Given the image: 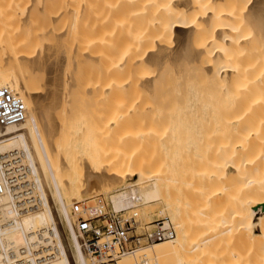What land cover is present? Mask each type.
I'll use <instances>...</instances> for the list:
<instances>
[{
	"label": "bare ground",
	"instance_id": "obj_1",
	"mask_svg": "<svg viewBox=\"0 0 264 264\" xmlns=\"http://www.w3.org/2000/svg\"><path fill=\"white\" fill-rule=\"evenodd\" d=\"M46 1L50 2L0 0V87H8L25 106L21 122L8 124L0 129V153L11 149L20 151L29 178L34 182L36 194L35 207L27 211H20L9 194L0 198V264H92L88 258L90 255L84 249L83 233L77 229L75 215L71 213L70 207L75 202H80L85 207L89 205V201L100 196L97 193L103 191L109 193L108 204L111 209L127 212L133 210L131 214L136 216L140 211L144 219L156 217L157 214L163 215L170 220L175 232L171 239L155 241L135 253L123 255L121 258L124 264H131V259H137V255L144 252L150 254L147 251H151L152 255L157 254L159 247L169 245H172L170 253L176 258L177 264H191L184 262L188 247L192 246L190 252L197 248L196 245L205 250L206 245L214 244L213 240L220 238L218 241H221L229 236L244 237L245 241L248 239L250 249L246 264H264V89L255 91L257 84H264V0H84L91 1L94 6L100 5L104 28L101 39H86L80 44L82 48L88 47V50L81 51L85 58L81 56L83 60L79 61L90 66L89 72L102 67V74L97 71L95 76L100 75L98 80H101V75L105 78L103 82H97L94 76L92 83L87 72L82 81L83 70L76 68L80 62H76V65L71 62L75 67L71 71L72 77L61 76L66 77V80L63 79L66 81L65 86L60 82L62 79L57 83L55 76L53 83L56 80L57 86L59 83L63 84L60 85L61 91L65 89L64 93L58 92L62 96L57 100L51 99L52 94L49 96L39 93V90H35L37 87L34 83L31 84L36 68L44 66V71L50 67L56 70L60 64L58 58H63L59 56L64 55H60L59 42H54L55 45L46 49L47 54L43 58L35 57V54L34 58L32 56V48L36 50L40 41L43 43L44 33L49 29L50 19L57 10H48V23L39 26L32 23L37 12L29 7H36L39 3L47 4ZM72 1L80 4L79 1L82 0H61L63 11L66 10L65 4ZM35 2L37 5L33 4ZM79 4L76 6L81 8ZM9 16H22L23 21H19L22 24L16 23L17 29L13 28L8 20ZM23 23L28 28L21 30L18 25H24ZM20 31H25V34L22 33V36ZM27 31L30 32L29 37L26 36L30 38L27 47L29 50L25 51L28 40L22 37L28 35ZM100 43L104 52H99L97 48ZM70 51L71 48L68 53ZM56 58L57 62L54 60ZM25 61H29V64L24 67ZM146 61L152 63L150 70L145 68ZM167 63H170L169 79L172 82H184L193 74L196 80L214 85L212 90L228 99V112H225L221 124L223 134L228 131L232 133L229 140H224L219 145L217 142L216 146L212 144L211 139L215 140L219 131L216 132L215 129L213 135L207 132L209 130L204 126L206 123L201 125V107L187 110V96L171 99L179 102L166 112L153 110V129L150 126L147 127L150 130H145L143 126L139 130L141 126L138 124H134L138 129H130L132 122L137 123L140 119L142 111H138L139 114L136 115L125 110V105L128 106L125 100L129 99L127 97L123 101L121 96L124 98L134 94L137 102L138 97L141 99L153 96L154 101L162 85L170 81L164 72ZM13 67L17 70L21 68L19 74L10 72ZM60 67L63 69L62 65ZM24 68L29 70H26V78ZM59 71L62 73V70ZM47 72L49 76L51 72ZM115 74L122 76L115 78ZM51 76L52 78L46 76L49 78L48 84L52 82V73ZM57 86L54 85L55 89ZM58 89L59 86L56 90L60 91ZM53 90L49 92L53 93ZM84 93L88 95L86 99L90 95L92 97V93L101 97L105 93L112 97L121 96L115 102H119L116 104L119 109H115V105L114 108L107 109L109 107L99 104L101 107L97 116H94V130L89 131L88 136L77 139V145H84L87 146L85 149H89L87 158L83 160L82 154L79 157L73 154L76 147L72 142L68 145V139L64 135L73 132L74 128L70 129L73 126L70 125L72 121L69 110H73L71 107L75 100ZM53 96L57 98L55 93ZM202 99L201 96L196 97V90H193V102ZM210 99L213 100L211 95ZM111 104L108 106H112ZM182 110L185 112L181 115L182 122H179L176 118L182 114H178ZM206 113L208 116V111ZM75 115L76 113L72 114V117ZM57 117L65 119H60L58 123ZM132 117L137 120L133 121ZM214 119L218 120V115ZM73 122L77 123L76 120ZM45 125L47 130L42 131L43 134L41 128ZM180 126L185 128L182 138L175 130H179ZM118 129L119 138L123 141L131 138L141 142L153 139L155 146L165 147L169 152L177 150L179 153L164 160L159 159V156L151 158L152 156L142 153L136 156L116 155L106 149V142L102 143L105 144L103 147L96 143V140L100 139V143L103 138L107 141V133L108 141L111 140L112 134L109 132L114 133ZM93 132L95 136H92ZM218 138L220 136L216 137ZM77 158L81 159L78 161ZM75 171L77 179L73 177ZM213 178L218 183L220 180L221 184L216 186L211 183ZM228 207L233 209L231 213ZM156 209L157 212L154 213ZM214 209L218 212L212 213ZM82 212L85 213V210ZM199 226L202 231L205 226L207 232L211 228L209 235L203 234L206 231H198L201 235L197 234L195 230ZM230 232L235 235L232 237ZM223 240L222 243L225 244ZM221 250L219 253L223 251ZM161 254H157L159 257L156 259L167 257L164 252L163 256ZM225 256H220L223 264V260L226 262L227 259ZM228 261L226 264H232Z\"/></svg>",
	"mask_w": 264,
	"mask_h": 264
},
{
	"label": "rangeland",
	"instance_id": "obj_2",
	"mask_svg": "<svg viewBox=\"0 0 264 264\" xmlns=\"http://www.w3.org/2000/svg\"><path fill=\"white\" fill-rule=\"evenodd\" d=\"M55 1V2H54ZM61 0H50V2H49V0H48V2L49 3H47V1H46V3L47 4H44V5H42V4H38L39 5V7H38V5H37V3L35 2V3H33L34 5L36 4L37 6V8L35 7V6H31V7H29V8H31V10L33 11V12H37V14H36V16H35V18L33 19V21L34 22H32V23H35V25H42V24H47L48 23V21H49V14H48V10H50V11H53L54 9H55V11H56V14L50 19V22H49V24H50V27L51 28H53V31L51 30V28L49 27V29L44 33V36H43V43H42V41H40L39 43L41 44V46H45V47H41V46H39L40 44H38V46L37 47H35V48H37L36 50H34L32 47V52H33V58H34V54H35V57H38V58H43L44 57V54L46 53L47 54V52H46V49H49L50 47H51V45H55V43H58L59 42V46L61 47V49L63 50H61V49H59V52L61 53L60 55H62V54H64V55H62V56H59L60 58L61 57H63L62 58V60L60 61L59 60V58H58V61H59V65H58V68H56V70H55V66H57V65H55L54 67H52V68H54L53 70L51 69V67H50V69H51V71H50V69H45L46 71H49V73L51 72L52 73V75H53V79L51 80L52 82H51V84H48V80H49V78L51 77L52 78V76H51V73L49 74V76L47 75L48 74V72L46 73V71H44V66H43V68H41L40 67V69H38V68H36L34 71H36V75H34L33 74V78H32V80H34V81H32L31 82V84H33L35 87H37V88H35V90H39L38 92L40 93V92H43V94L45 93V94H49V96L51 95V99H53V100H57V99H60L59 98V96H62L60 93H58V92H62V93H64V90L63 91H61L62 89H60V85H63L62 83L60 84H58V86H59V89H60V91H57L56 89H57V83L60 81V82H63L64 83V86L66 85V77L67 78H69L68 77V75L69 76H71L72 74H71V71H73L74 69H75V67H74V65H76L77 63L76 62H80V64L78 65V67H76V68H78L79 69V71H82L83 70V73H81V74H83L82 75V81L84 80V75L88 72V78L90 77V78H92V80H91V82L93 81L94 82V78L96 77L95 76V72H97L98 71V73L100 72V70L102 69V67H99V69L100 70H93V72H89V68H90V66L88 65V64H83L81 61H79V60H81L82 59V57H83V59L85 58V56H84V54L81 52L82 50H85V49H87L88 50V47H83L82 48V42H84V41H86V39H98V38H100L101 39V34H102V31H103V14H102V10H101V8H100V5H93V3L91 2V1H84V0H82V1H79L80 2V4L79 3H74L73 1H72V3H67V4H65V8H66V10L65 11H63V8L61 7V2H60ZM42 3V2H41ZM54 3V4H53ZM60 3V4H59ZM78 4L80 5V7L81 8H79V7H77L78 6ZM77 5V6H76ZM60 6V7H59ZM54 8V9H53ZM57 8V9H56ZM77 8H78V10H77ZM34 9V10H33ZM41 9V10H40ZM52 9V10H51ZM59 9V10H58ZM73 9V10H72ZM75 9H76V11H75ZM39 10V11H38ZM42 11V12H41ZM50 11H49V13H50ZM63 11V12H62ZM77 12V13H76ZM44 14V15H43ZM46 14V15H45ZM11 16V15H10ZM10 16H9V18H10ZM25 16V15H24ZM23 16V17H24ZM37 16H39V17H37ZM40 17H41V19H40ZM13 18H14V16H12L10 19H8V20H10L11 22L10 23H12L11 24V26L14 28H16L17 27V25H16V23L18 24L19 23V21L21 20V21H23L22 20V16H21V18L19 17H15L14 18V20H13ZM25 18V17H24ZM29 18V17H28ZM46 18V19H45ZM18 19V20H17ZM44 19V20H43ZM29 20H30V18H29ZM32 20V19H31ZM36 20V21H35ZM28 21V20H27ZM27 21L25 22L26 23V25L28 24L27 23ZM42 21V22H41ZM102 21V22H101ZM21 23V22H20ZM19 23V24H20ZM25 23H23L24 25H25ZM29 23H30V21H29ZM32 23L30 24V26L32 25ZM39 23V24H38ZM22 24V23H21ZM16 25V26H15ZM24 25H20V26H22V27H20L19 25H18V28H20L21 30H22V28L23 29H26V25H25V27H24ZM29 26V27H30ZM34 26V25H33ZM70 27H72V28H70ZM28 28V27H27ZM17 29V28H16ZM59 31H58V30ZM54 31H55V33H54ZM98 31V32H97ZM25 32V31H24ZM24 32H22V33H24ZM60 32V33H59ZM20 33H21V31H20ZM20 33H18V35L20 34ZM21 33V34H22ZM28 33V31L26 32V34ZM20 34V35H21ZM25 34V33H24ZM29 34H30V32L28 33V35H24V37H22L23 36V34H22V38H27V42L25 43V47H24V49H25V51H27V50H29L27 47H28V43H29V39L30 38H28L29 37ZM19 35V36H20ZM82 35V36H81ZM26 36H28V37H26ZM58 36V37H57ZM89 36V37H88ZM96 39V40H97ZM57 40V41H56ZM55 42V43H54ZM81 44V45H80ZM30 45H33V44H31L30 43ZM29 45V46H30ZM49 46V47H48ZM39 47H41L40 49H42V50H40L39 49ZM30 48V47H29ZM45 50H44V49ZM69 48H71V53L69 52L68 53V49ZM97 48L99 49V52L101 51V52H104L105 51V49H103V46H102V44L100 43V44H97ZM104 48H106L105 46H104ZM38 49H39V51H38ZM73 49V50H72ZM36 51H37V53H36ZM43 51V52H42ZM45 51V52H44ZM62 51V52H61ZM81 52V53H80ZM31 54V53H30ZM68 54V55H67ZM71 54V55H70ZM66 55V56H65ZM41 56V57H40ZM82 56V57H81ZM56 57V56H55ZM54 57V58H55ZM68 58H70V60L68 59ZM67 59H68V61H67ZM82 59V60H83ZM54 60H56V62H57V58L56 59H54ZM53 60V61H54ZM66 61L65 63H64V61ZM72 60V61H71ZM63 61V62H62ZM73 61H75V62H73ZM105 60H103V62H104ZM29 62V61H28ZM26 63V61L23 63V65H24V67H25V65L27 66V64H29V63ZM55 62V61H54ZM53 62V63H54ZM55 62V63H56ZM74 63V65H72V63ZM52 63V62H51ZM54 63V64H55ZM62 63H64V66H63V64ZM70 63V64H69ZM101 63V62H100ZM99 63V64H100ZM58 64V63H57ZM66 64V65H65ZM50 65V64H49ZM62 65V67H63V69H61V66ZM15 66V65H14ZM52 66H53V64H52ZM67 66V67H66ZM69 66V67H68ZM70 66H73V67H70ZM100 66H102V65H100ZM153 66H154V63H153ZM59 67H60V69H59ZM86 67V68H85ZM151 67H152V63H151V61H146L145 62V68L147 69V70H150L151 69ZM65 68H67L66 69V71H65ZM70 68V69H69ZM72 68H74V69H72ZM81 68V69H80ZM19 70H21V68L19 67L18 68ZM22 69H23V67H22ZM38 69V70H37ZM19 70H17V68H11V70H10V72H13V73H15V72H17L18 74H19ZM27 70V69H26ZM26 70H25V68H24V74L25 73H27L28 74V72H29V70H27L28 72H26ZM54 70H55V73H56V75H54L55 73H54ZM59 70H62V73H63V75H62V73H60L61 71H59ZM64 70V71H63ZM19 71V72H18ZM57 71V72H56ZM58 71H59V73H58ZM70 71V72H69ZM66 72V73H65ZM164 72H165V76L166 77H168V79L170 78L169 76H170V74H171V69H170V63H167V66H165V68H164ZM23 73V70L21 71V74ZM16 74V73H15ZM59 74V75H58ZM61 74V75H60ZM80 74V75H81ZM99 74H102L101 72L99 73ZM98 74V77L100 76ZM26 75V74H25ZM24 75V77L26 78L27 77V75L25 76ZM58 75V76H57ZM66 75V77H64L65 78V80L63 81V77H61V76H65ZM77 76H79L78 74H76ZM75 75V76H76ZM49 77V78H47V77ZM55 76H56V80H57V83H56V80H55V83H53L54 82V79H55ZM74 76V75H73ZM95 76V77H94ZM102 77H100V79L101 80H98V77H96L97 78V82H103L104 81V75H101ZM121 76L122 75H120V74H115V78L117 77V78H121ZM58 77V78H57ZM72 77V76H71ZM88 78H87V80H88ZM60 79V80H59ZM170 81H168L167 83H164L163 85H162V87H161V90L160 91H158L157 93V98H155V100L153 101V96L151 97V96H147V98H144V97H141V99L138 97V102H137V96H135L134 94H130V95H128V96H124V98H123V96H121V95H114L113 97L110 95V97H109V95H108V93H105V95H103L102 97H101V95L99 96H97V94H95V93H92V94H94L92 97H91V95H90V98L89 99H86V98H88V95H87V93H84V94H82L80 97H77V99L75 100V105L73 104V106L71 107V108H73V110L71 109V110H69V111H71V114L69 115L70 117V120L72 121V123H71V121H69V123H71L70 125H72L71 127L72 128H70L71 130L73 129V132H70V133H67L66 135H64L65 137V139H68V141H67V144L69 145V143H71V144H73V146L74 147H76L75 149H73V154H76L75 156L76 157H79V156H81L80 154H82V156L81 157H83V160H84V158L86 159L87 157V155H88V153L89 152H87L89 149H85V147H87V146H84V145H77L78 143V141H77V139L78 138H84V136H88L89 134H88V132L89 131H93L94 130V128H95V125H94V121H95V117L94 116H97V113H98V111H99V108L101 107V105H99V104H103V106L104 107H109V108H107V109H110L111 107L112 108H114V105H115V109H117L118 107H117V105H118V103H115V102H117L118 100H116L117 98H120V96H121V100H123V99H125V98H127V99H129L128 101L127 100H125L126 101V103H128L127 105L128 106H126L125 105V110L127 109V110H129V111H132V113L134 112V114H136L137 115V113L139 114V112L138 111H142V112H140L141 114H139L140 116H139V118L140 119H138V116L136 117L138 120H140V123H138V120L137 119H134V117H132L133 119V121L135 120H137V123H135V122H132L133 123V125L131 124V126H130V129H132L133 127H136V129H138V126H141L140 128H139V130H141L142 128H143V126H144V129L145 130H147L148 128H150V126H151V129H153V110H156V111H160L161 110V112H166V110L168 109V108H174V105H177L178 104V100L176 101V102H173V101H171V99L172 100H174V98L175 99H177V98H183V97H186L187 96V99H188V101H186L185 103V105L187 106V110H191L192 111V109H194V108H199V106L201 107V109H200V114H202V116H203V120H202V124L201 125H203L204 123H206V124H204V126L206 127L205 129L206 130H209V131H207V132H210L209 134H215L214 133V131H215V129H217L216 130V132L217 131H219V133L217 132L216 133V137H219L220 136V138H218V139H216V137H215V140H214V138L213 139H211V141H213L212 142V144L213 145H215L216 146V143H217V145H219V144H221V143H223L224 142V140H225V142H226V140H229L230 139V137L232 136V133H230V131H228V133L226 134V133H224L223 134V131H222V128H223V124H221V122H222V119H224V115L226 114L225 112H228V110H227V106L229 105V104H227V103H229V101L228 102H226L227 100L226 99H224V98H226L224 95H222L221 93H218L217 91H214V90H212V88H214V85H212L211 83H208V82H204V81H200V80H196V78L193 76V74H191V75H189V77L184 81V82H180V83H174V82H172L171 81V79H169ZM48 81V82H47ZM92 82V83H93ZM50 83V82H49ZM82 83V82H81ZM32 85V86H33ZM47 85H50L49 87H51L52 86V88H49ZM54 85L55 86H57L56 87V89H55V87H54ZM46 86L48 87V89L46 88ZM189 87H190V89H189ZM47 89V91L45 92V90L44 89ZM53 88H54V90H53ZM64 88V87H63ZM217 88H218V86H217ZM52 89L53 90V93H55V97H57L56 96V93H58L57 95H58V97L57 98H54V96H53V93H52V91L51 92H49L50 90ZM58 89V90H59ZM88 89V88H87ZM189 89V90H188ZM211 89V90H210ZM262 89H264V84L262 85V86H260V84H257L256 86H255V91H261ZM44 90V91H43ZM49 90V91H48ZM188 90V91H187ZM193 90H196V97H198V96H201V97H203V99L201 100V101H197V102H193ZM36 91V92H37ZM37 92V93H38ZM48 92V93H47ZM212 92H215V94L214 93H212ZM38 93V94H39ZM212 93V94H211ZM42 94V93H41ZM200 94V95H199ZM214 94V95H213ZM220 94V95H219ZM85 95V97H83ZM108 95V96H107ZM210 95H211V98L213 99V100H211L210 99ZM53 97V98H52ZM109 97V98H108ZM213 97H216V98H213ZM224 97V98H223ZM97 98H99V99H97ZM136 98V99H135ZM108 99V100H107ZM141 100V101H140ZM217 100V101H216ZM112 102V104H111V102ZM124 101V100H123ZM132 101H134V102H132ZM214 101H216V102H214ZM101 102V103H100ZM110 102V103H109ZM130 102V103H129ZM78 103H80V104H78ZM125 103V102H124ZM112 105V106H108V105ZM117 104V105H116ZM135 104V105H134ZM140 104V105H139ZM195 104V106H193ZM214 104V105H213ZM47 105V104H46ZM79 105V106H78ZM81 105V106H80ZM138 105V106H137ZM212 105V106H211ZM74 106H75V109H74ZM226 106V107H225ZM77 107V108H76ZM80 107V108H79ZM117 107V108H116ZM148 107V108H147ZM105 108V109H106ZM129 108V109H128ZM147 108V109H146ZM78 109H80V110H78ZM86 109H87V111H86ZM119 109V108H118ZM203 109H208V110H206V111H208V116H207V113H206V111H204ZM213 109V110H212ZM75 110V111H74ZM77 110H78V112H77ZM86 111V112H85ZM109 110H107V112H108ZM168 111V110H167ZM76 113V115L75 116H73L74 117V120H76V124H75V122H73L74 120H72L71 119V117H72V114H75ZM184 112L185 111H180V112H178V114H180V113H182V114H180V115H178L177 116V121H179V122H182L181 120L183 119V116H181V115H183L184 114ZM131 113V112H130ZM145 113V114H144ZM219 113V114H218ZM91 114V115H90ZM85 116V118L83 117V116ZM93 115V116H92ZM218 115V120H216V119H214V116L216 117ZM82 116V117H81ZM72 117V118H73ZM77 117V118H76ZM87 117H89L88 119H87ZM92 117V118H91ZM187 117H188V115H187ZM63 119H65L64 117H62ZM62 118H58L57 117V120L56 121H59L58 123H60V119L62 120ZM149 118V119H148ZM206 118V120H204ZM208 118V119H207ZM67 119V121H68V118H66ZM90 119V120H89ZM148 119V120H147ZM151 119V120H150ZM214 120H216V121H214ZM87 122V123H86ZM90 122V123H89ZM92 122V123H91ZM144 122V123H143ZM208 122V123H207ZM184 123V122H183ZM45 124V123H44ZM43 124V125H44ZM81 124V125H80ZM87 124V125H86ZM93 124V125H92ZM134 124H138V126H136V125H134ZM221 124V125H220ZM42 126V125H41ZM69 126V125H68ZM45 127H46V125L45 126H43L41 129V132L42 131H46L47 130V128L45 129ZM48 127V126H47ZM87 127V128H86ZM94 127V128H93ZM148 127V128H147ZM181 127V126H180ZM178 127V129L179 130H177L176 128H175V130H176V132H177V134L182 138V136H184V130H185V128L184 127ZM227 127V126H226ZM182 128H183V130H182ZM135 128H134V130H136ZM203 129V128H202ZM112 131L114 130V129H111ZM148 130H150V129H148ZM118 131H120L119 129L116 131H114V133L113 132H109L110 134H112L111 136V140H109L108 141V139H109V136L107 135V134H105L106 135V137H105V139H107V141L106 140H104V138H103V140L102 141H104V142H102V141H100V143H101V145H100V143L98 142L100 139H98V140H96L97 142L96 143H98L99 144V146H105V144H106V149H109L111 152H113V153H115L116 155H120V154H124V155H130V156H136V155H140L141 153L142 154H144V155H146V156H152L151 158H153V157H157V156H159L158 158L159 159H171V158H173L172 156L175 154V155H178V153H179V151H178V153H177V150H173V151H170L169 152V150H167V148H165V147H159L158 145L157 146H155L156 144H153V139L152 140H148V141H143V142H141V141H139V140H137L136 138H131L130 140H125V141H123V140H121L120 138H119V132ZM182 131V132H181ZM184 131V132H183ZM222 131V132H221ZM206 132V131H205ZM43 133V132H42ZM72 133V134H71ZM92 133V132H91ZM90 133V134H91ZM184 133V134H183ZM44 134V133H43ZM87 134V135H86ZM176 134V135H177ZM219 134V135H218ZM220 134H222V135H220ZM92 135V134H91ZM218 135V136H217ZM224 135V136H223ZM68 136V137H67ZM92 136H95L94 135V132H93V135ZM150 137H152L153 138V136L150 134ZM213 137V136H212ZM74 138V139H73ZM57 139H58V137H57ZM56 139V140H57ZM73 139V140H72ZM76 139V140H75ZM74 141V142H73ZM214 141H216V142H214ZM58 142H59V140H58ZM106 142V143H105ZM84 143V142H83ZM102 143H105V144H102ZM56 145H57V143H55ZM65 144H66V141H65ZM56 145L54 146V147H56ZM210 145H211V143H210ZM212 145V146H213ZM80 146V147H79ZM83 146V147H82ZM214 146V147H215ZM78 148V149H77ZM213 148V147H212ZM212 148H210V151H212L211 149ZM55 150H56V148H55ZM57 151V150H56ZM156 151V152H155ZM77 152V153H76ZM83 152V153H82ZM154 153H155V156H154ZM157 153V154H156ZM79 154V155H78ZM87 154V155H86ZM220 157V156H219ZM81 158H77V160L79 161ZM221 159V158H220ZM76 171L74 172V175H73V177H75V179H77L78 178V174L76 175ZM216 178V177H215ZM214 179V178H213ZM129 181H131V180H127V182H129ZM210 181V180H209ZM211 181H213L212 179H211ZM210 181V182H211ZM220 183H218L217 182V179L215 180L214 179V181L213 182H211V183H214L216 186H218V185H220L221 184V181L220 180H218ZM209 183V182H208ZM97 194H100V196H98L97 198H94V199H92L91 201H89L88 203H89V205H87V206H85V207H83V209L85 210V213H83L84 214V216H86V214H90V215H92L94 212H95V210H97L100 206H105V204H106V206L107 207H109L110 208V206H109V204H108V195H109V193L108 192H106V191H103V192H99V193H97ZM100 197H102L103 199H104V202H105V204L104 203H99L97 200L100 198ZM90 202H93V203H90ZM75 204V203H74ZM81 205H82V203H80ZM74 206V205H73ZM73 206H71L70 207V211H72V208H73ZM229 208V207H228ZM231 208V207H230ZM228 209V211L231 213V211L233 210L232 208L231 209ZM213 209V208H212ZM215 209H217V208H215ZM212 210V213H216V212H218L217 210ZM131 211H133V210H131ZM131 211H128L127 212V210L126 211H124V214H127V215H130L132 212ZM135 211V210H134ZM216 211V212H215ZM157 212V209L154 211V213H156ZM72 214H73V212H71ZM129 213V214H128ZM228 213V212H227ZM229 214V213H228ZM227 214V215H228ZM74 215V214H73ZM230 215V214H229ZM138 218V221H140V222H151V221H153V220H156V219H158V218H163V215H159V214H157L156 215V217H153V218H146V219H144L145 217H142V215H141V213H140V211L138 212V216H137ZM75 220H76V215H75ZM168 221H169V223H170V220L168 219ZM231 222L233 223L234 221L233 220H231ZM76 224H77V221H76ZM171 224V223H170ZM76 226V225H75ZM60 227H61V229H63L64 230V228L60 225ZM228 227V226H227ZM199 228V229H198ZM198 228H196V233L197 234H199V232L200 233H202L203 231L205 232L206 230H205V226H203V231L201 230L202 228H201V226H199ZM63 230H61L62 232H63V234H64V236H66V232H65V230L63 231ZM211 230V228L209 229V231ZM199 231V232H198ZM202 231V232H201ZM209 231L207 232V233H203V234H207V235H209ZM244 232V231H243ZM211 233V232H210ZM244 233H247V232H244ZM230 234H231V232H230ZM248 234V233H247ZM247 234H245L246 236H247ZM199 235H201V234H199ZM227 235V234H226ZM232 235V234H231ZM235 235V234H234ZM234 235H232V237L234 236ZM82 240H83V242H84V238L86 237L85 236V234H82ZM224 236V235H223ZM242 236V235H241ZM245 236V237H246ZM225 237V236H224ZM223 237V238H224ZM227 237V236H226ZM225 237V238H226ZM238 237H239V235H238ZM218 239H220V238H218ZM218 239H215V240H213L212 242H214V244H212V245H206L205 246V250H203V249H200L199 248V246L198 245H196L197 246V248L195 249V250H192L191 252H190V249L192 248V246L191 247H188V249L186 250V253L184 254V262H187V263H191V264H207V262H209V264H223L221 261L222 260H220V256H222L223 257V255L225 256L226 254V256L225 257H227V259L228 260H230V262L227 260V259H225L226 260V262L223 260V262L226 264L227 263V261L229 262V263H232V264H246V260H247V258H248V255H249V250L248 249H250V247H248V244H247V240L245 241L244 240V237L243 238H231V236H229V238H227V239H225V240H223V242H225V244L224 243H222V240L221 241H218ZM231 243H230V242ZM197 242H199V241H197ZM218 242V243H217ZM246 244V245H245ZM226 245V246H225ZM171 246L172 245H169V246H167V247H165V246H162V247H159L158 249L160 250L157 254H161V251H163L164 253H165V255L167 254V257H165V258H163V259H160V260H158V259H156L157 258V254H153L152 255V252L151 251H147V252H150V254L152 255H150V254H148V253H146V252H144V254H140V255H137V259H131V264H177V262H176V258L174 257V256H172V254L170 253L171 252ZM237 246V247H236ZM165 247V248H164ZM206 247H208V249L206 248ZM162 248V249H161ZM163 248H164V250H166V251H164L163 250ZM207 249V250H206ZM222 251L221 253H224V251L226 250V253H224L223 255H221V253H219L220 252V250ZM168 250V251H167ZM230 250V251H229ZM218 251V252H217ZM229 251V252H228ZM163 252H162V256H163ZM231 252H232V255H230L231 254ZM247 252H248V254H247ZM146 253V254H145ZM168 253H169V255H168ZM218 253H219V255H218ZM171 254V255H170ZM217 254V255H216ZM247 254V255H246ZM160 255V256H161ZM215 255V256H214ZM143 256H145V257H143ZM232 256V257H231ZM159 257V256H158ZM89 258V261H92V264H94L93 263V259L89 256L88 257ZM142 258H145V260H147V262L146 263H143L142 262ZM215 259V260H214ZM222 259V258H221ZM206 262V263H205ZM117 264H124V262H123V258H120V259H118V262H117Z\"/></svg>",
	"mask_w": 264,
	"mask_h": 264
},
{
	"label": "built area",
	"instance_id": "obj_3",
	"mask_svg": "<svg viewBox=\"0 0 264 264\" xmlns=\"http://www.w3.org/2000/svg\"><path fill=\"white\" fill-rule=\"evenodd\" d=\"M24 115L23 101L8 87H0V129L21 122ZM5 194L12 197L20 211L33 209L36 205L34 182L29 178L17 149L0 153V198ZM97 201L105 204L102 197ZM82 211L80 202H75L72 212L76 215V227L85 234L84 249L95 264H117L123 255L135 253L146 245L171 239L175 235L166 217L148 223L140 222L135 214H124L123 210H113L106 204L90 216H84ZM142 262L146 263L147 260L142 258Z\"/></svg>",
	"mask_w": 264,
	"mask_h": 264
}]
</instances>
